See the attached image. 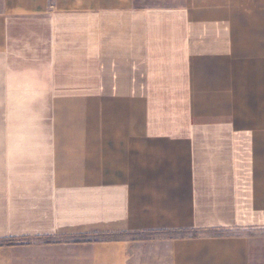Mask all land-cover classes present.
<instances>
[{
	"label": "crops",
	"instance_id": "obj_1",
	"mask_svg": "<svg viewBox=\"0 0 264 264\" xmlns=\"http://www.w3.org/2000/svg\"><path fill=\"white\" fill-rule=\"evenodd\" d=\"M257 229L264 0H0V264H251Z\"/></svg>",
	"mask_w": 264,
	"mask_h": 264
},
{
	"label": "rangeland",
	"instance_id": "obj_2",
	"mask_svg": "<svg viewBox=\"0 0 264 264\" xmlns=\"http://www.w3.org/2000/svg\"><path fill=\"white\" fill-rule=\"evenodd\" d=\"M136 2L142 7H173L181 5L184 0H136ZM242 233H247L254 238L251 264H264V229L246 230Z\"/></svg>",
	"mask_w": 264,
	"mask_h": 264
}]
</instances>
